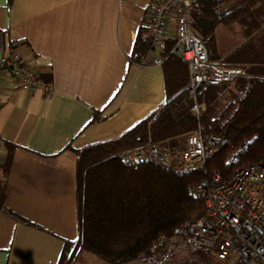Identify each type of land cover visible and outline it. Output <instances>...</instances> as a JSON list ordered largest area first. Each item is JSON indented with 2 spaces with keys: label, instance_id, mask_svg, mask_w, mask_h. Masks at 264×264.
<instances>
[{
  "label": "crops",
  "instance_id": "0c3cea01",
  "mask_svg": "<svg viewBox=\"0 0 264 264\" xmlns=\"http://www.w3.org/2000/svg\"><path fill=\"white\" fill-rule=\"evenodd\" d=\"M151 2L0 0V57L15 45L52 92L45 99L0 79V264H59L78 239L77 151L119 138L165 104L162 67L130 57L138 33L150 36ZM238 4L223 0L222 10ZM246 33L239 23L214 29L218 62L245 73L256 65L234 57L258 31ZM80 252L79 264H100Z\"/></svg>",
  "mask_w": 264,
  "mask_h": 264
},
{
  "label": "trees",
  "instance_id": "16d2710c",
  "mask_svg": "<svg viewBox=\"0 0 264 264\" xmlns=\"http://www.w3.org/2000/svg\"><path fill=\"white\" fill-rule=\"evenodd\" d=\"M238 1L237 8L222 10L223 0H192L191 29L203 42L210 62L219 60L213 36L217 26L239 23L246 28L247 37L254 31L264 32V0ZM143 36L141 30L130 56L136 63L143 60L150 47V36ZM172 44L171 39H166L163 53ZM253 63L256 65L246 69L251 78L221 86H201L196 101L203 104L204 111L196 118L188 94L186 64L171 56L165 59L161 65L165 104L119 138L77 151L78 239L65 243L59 264H68L77 249L105 264H149L155 237H171L203 215V203L187 194V188L201 181L203 175L178 177L151 164L128 168L120 163L123 152L148 142L173 139L200 126L202 136L229 141L207 161V174L219 172L226 180L238 168L264 158V63ZM245 143L247 149L239 163L226 168L230 154ZM2 198L0 193V202ZM180 254L179 261L171 258L167 263L192 264L187 254L205 258L201 252Z\"/></svg>",
  "mask_w": 264,
  "mask_h": 264
},
{
  "label": "built area",
  "instance_id": "2783aa9c",
  "mask_svg": "<svg viewBox=\"0 0 264 264\" xmlns=\"http://www.w3.org/2000/svg\"><path fill=\"white\" fill-rule=\"evenodd\" d=\"M192 0H152L146 28L150 47L140 67L161 66L169 56L184 62L188 69V94L193 100L192 112L199 118L203 104L196 94L203 85L221 86L238 79H248L243 69L210 62L203 42L193 33L189 11ZM173 41L166 53L162 44ZM17 83L24 92H41L45 99L51 88L40 77L32 60L16 50L0 57V79ZM1 90V88H0ZM229 141L204 137L201 127L175 138L148 142L120 155V163L128 168L151 164L174 176L201 174L204 178L187 188V194L203 203L204 213L171 237H155L150 248V262L160 264L176 250L201 252L216 264H264V158L242 166L224 180L219 172L206 173L207 161ZM247 144L234 150L225 167L235 166L246 151ZM144 257V254L140 255Z\"/></svg>",
  "mask_w": 264,
  "mask_h": 264
},
{
  "label": "rangeland",
  "instance_id": "374dc122",
  "mask_svg": "<svg viewBox=\"0 0 264 264\" xmlns=\"http://www.w3.org/2000/svg\"><path fill=\"white\" fill-rule=\"evenodd\" d=\"M264 28V24L261 25V28ZM259 32L257 33V37L251 40L250 42H247L246 44H243L241 48H239L236 52L234 57H239V58H245L247 60H251L254 62L258 63H264V32L262 30H258ZM263 32V33H262ZM233 41L231 39H226L224 36V46L226 48H229L232 44ZM217 63L221 64L220 62L217 61ZM191 253L188 251H181V250H176L173 252V256L168 257L166 262H162L160 264H168V260L173 258L175 261H179L181 254L180 253ZM80 250L77 249L74 253V257L71 259V261L68 264H79V262L82 260L77 261V258L80 255ZM205 254V253H204ZM184 256V255H183ZM185 257L188 260L193 261L192 264H216L213 262L211 259L207 258V255L205 254V258L202 259L198 255H192L190 256L189 254L185 255ZM170 261V260H169ZM81 263V262H80ZM100 264H105L104 262L99 260ZM130 264H141L139 262H132ZM153 264V263H149ZM175 264H180L179 262H175Z\"/></svg>",
  "mask_w": 264,
  "mask_h": 264
}]
</instances>
